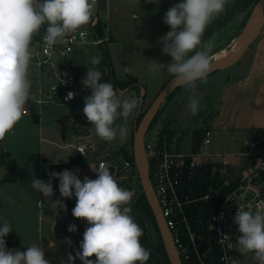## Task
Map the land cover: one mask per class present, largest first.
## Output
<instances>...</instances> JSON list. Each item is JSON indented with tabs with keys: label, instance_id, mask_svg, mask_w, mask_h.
<instances>
[{
	"label": "clouds",
	"instance_id": "clouds-1",
	"mask_svg": "<svg viewBox=\"0 0 264 264\" xmlns=\"http://www.w3.org/2000/svg\"><path fill=\"white\" fill-rule=\"evenodd\" d=\"M148 2L159 4L160 0ZM229 2L181 0L163 17L170 31L158 43L171 62L151 60L148 69L154 75L165 72L177 85L190 90L187 107L191 115H196L200 106L197 82H206L213 70L215 45L212 40L203 39L204 33L226 11ZM97 3L98 0H0V141L22 119L26 104L33 98L30 67L34 60V37L45 27L43 41L51 48L84 26H95ZM91 63L98 65L100 57H92ZM82 84L91 90L84 98L82 111L96 135L107 143L117 138L126 140L129 129L117 121H127L139 114L141 96L129 97L127 90L102 81V73L96 68H88ZM74 96L70 91L65 99L72 100ZM77 151L84 154L83 147ZM94 172L96 179L85 176L82 181L78 174L65 169L50 172L47 182L36 177L31 182L33 190L51 199L52 180L58 179L60 196L76 199L72 215L88 224L80 250L75 257L69 253L67 264H75L76 258L82 264H147L151 252L141 244L143 229L131 215L134 193L121 187L104 163ZM53 203L67 211L61 200ZM234 223L240 233L235 242L238 251L242 255L252 253L257 264H264V200L254 211L239 206ZM12 231L7 220L0 225V264H50L44 249L37 245L28 246L25 251L7 249L5 237ZM68 231L76 232V225L70 224ZM48 247H55V243Z\"/></svg>",
	"mask_w": 264,
	"mask_h": 264
},
{
	"label": "crops",
	"instance_id": "crops-1",
	"mask_svg": "<svg viewBox=\"0 0 264 264\" xmlns=\"http://www.w3.org/2000/svg\"><path fill=\"white\" fill-rule=\"evenodd\" d=\"M179 2L181 0H160L159 4L149 3L148 0L98 1L96 12L102 21L107 38H111L108 47L115 70L116 58L112 54L115 47L124 50L126 54L148 55L150 53L157 56L163 55L161 51L162 44L158 43V40L170 31V27L164 23L163 17L171 6ZM128 15H131L130 19ZM134 17H139V19H134ZM128 21L130 24H128ZM247 51L249 53L244 55L238 62L235 72H231L229 69L226 70L222 79L224 85L220 92L219 103L216 109L206 118V120H210V130L212 132L211 151L221 154L220 159L232 162L236 168L246 164L248 158L241 157L234 144V139L243 132L264 129V26ZM80 60H87V58L83 56L77 61ZM123 67L126 74L131 73L138 79L145 101L150 100L152 92L145 84L146 77H144L148 70L147 62H139L133 59L132 62H125ZM169 78L170 75L168 74L157 78L154 86L161 90ZM50 89L48 87L44 90L41 89V91L46 93ZM227 138L233 140L228 150L226 149L228 144L224 143L227 142ZM43 140L45 139L40 138L41 142ZM1 144L3 150L8 151L17 160L16 181L0 186V225L7 220L13 229L5 237L7 249L25 251L26 247L37 245L44 250L50 249L55 254V258H58L57 248L61 246L64 252L67 253L68 251L69 255V249L77 231L69 232L68 226L78 224V229L81 221V219L76 218V223H72L75 219L72 215V209L75 206H66L67 211L54 206L53 201L55 200L63 202L71 198L61 197L60 193L52 196L51 199L44 198L42 194L31 188L35 173L29 171L37 167L40 176L38 178L37 175V179L46 180L47 178L42 174L45 168L55 172H62L63 170H53L51 167L55 163H50L41 157L36 162H24V165L21 160L12 155L6 143L1 141ZM42 152L40 147V156ZM72 159L74 157L69 158L68 167L66 168L69 171L75 169L76 166L72 163ZM41 163L45 164L41 165ZM79 170L78 168L74 174H78ZM56 183L58 181L53 180V187ZM17 220H20V222ZM43 242L47 245L54 242L55 247L45 248ZM55 258L50 260V264L57 263Z\"/></svg>",
	"mask_w": 264,
	"mask_h": 264
},
{
	"label": "built area",
	"instance_id": "built-area-1",
	"mask_svg": "<svg viewBox=\"0 0 264 264\" xmlns=\"http://www.w3.org/2000/svg\"><path fill=\"white\" fill-rule=\"evenodd\" d=\"M93 27L91 24L86 25L51 48L44 43L43 37L37 42L39 47L36 56L39 67L41 69L50 67L57 77L56 85L49 92L40 91L36 96V92L31 90L33 98L29 101H32L37 108L41 109L52 103L55 93L58 94V101L62 103H73L91 94V90L82 84L88 69L59 70V64L65 60L67 54L72 52L75 44L85 45L87 37H92L93 42L98 46L102 40L94 37ZM70 91L74 92L75 96L72 100H66ZM211 143V130L203 131L199 142L189 153L181 151L175 138L167 140L166 136H159L158 129L147 132L144 138L143 148L147 157L148 169L150 160L154 162L153 175L150 176L151 182L167 226L171 231L175 248L182 264H257L252 253L242 255L238 251L235 242L240 233L238 225L234 223V216L239 206L242 210L254 211L257 210V205L264 200V143L260 150H251L247 153V163L238 170L232 162L220 159L221 154L212 152ZM80 147L84 148V154L77 151ZM73 148L77 154L86 155V146L79 145ZM188 157L191 158V167L211 164L212 173L218 172L225 186L235 185L221 199L216 210L209 213L206 218L192 215V204L199 198H190L183 190L184 184L180 171ZM101 163L109 168L113 167V171H109L115 179L118 178L117 181L122 182L129 178L123 171L118 172L116 164L105 160H98L93 170L95 171ZM44 164L41 163V165ZM74 168L78 169L76 166ZM124 168L138 172L135 164L129 161H124ZM94 171L93 179H96L97 174ZM50 172L53 171L45 168L42 174L49 179ZM119 173L121 175H118ZM53 180L58 181L55 188L59 192V180ZM130 191L135 194L134 190ZM208 198L209 194H206L201 199L208 200Z\"/></svg>",
	"mask_w": 264,
	"mask_h": 264
},
{
	"label": "rangeland",
	"instance_id": "rangeland-1",
	"mask_svg": "<svg viewBox=\"0 0 264 264\" xmlns=\"http://www.w3.org/2000/svg\"><path fill=\"white\" fill-rule=\"evenodd\" d=\"M254 10L255 7H253L250 11V16L243 26V16H241L238 19H235L230 22L226 27H224L218 33H215L213 36L206 40H212L214 42L215 46L213 49V57L220 50L226 48L236 37H238L241 33L245 31V29L251 24V17ZM128 17L130 19L131 15H128ZM128 24H130L129 21ZM88 27L89 26H87V28ZM37 42L38 41L35 40L32 42L34 46V60L33 64L30 67V79L33 84L31 90L36 92V96L39 95L38 93L41 91V89L44 90L48 87L49 89H52L57 82L56 76L52 72L51 68H44L42 70L39 67L38 58L36 56V51L39 47ZM248 53L249 51H247L245 55H247ZM112 54L116 58V70L114 68V71L115 76L118 80H125L129 74L132 75L131 73L126 74V70L123 66L125 62H132L133 59H136L139 62L146 61L147 65L151 63V60H155L159 63L164 64L171 62V57L168 55L157 56L150 53L148 55L126 54L124 50L116 49V47L114 48ZM83 56H85L87 60L77 61ZM94 56H99L98 46L93 42L92 37H87L85 45L82 46L80 44H75L73 46L72 52L67 54L65 60L60 62V64H63L64 66H71L72 68L76 67V69H88L95 66L91 63V58ZM237 67L238 63L229 68V70L231 72H235L237 70ZM225 72L226 70L214 72L212 74H209L206 82H197L196 91L200 97V106L199 111L196 115H191L187 107L189 103V98L191 96L190 90L186 89L185 87H182L178 91H176L175 94H170L168 96V99L160 108L162 109L161 117L153 129L157 130L161 128L164 120H170L172 122V126L177 130V136L175 137V139L177 141L178 147L181 149L182 152L189 153L197 145L201 138L200 135L195 133L196 129L202 125L203 120L206 119L207 116L216 109L219 103L220 92L224 85L222 79L225 76ZM164 75H167V73L161 72L159 74L154 75L149 72V69L144 74V77H146L145 84L148 85L150 92H152L150 94L152 96L151 99L149 98L150 100L145 101L144 99V104L146 107H148L149 104L152 103V101L158 94V91H160V88L154 86L156 85L157 78ZM171 79L173 78L170 76L169 80ZM127 94L129 97H131L133 95H136V92L130 90L127 91ZM85 97L86 96H83L77 99L74 103H62L58 101V94H53L54 101L40 109L38 123L33 122L34 118L30 114L29 106L35 105L32 101H29V103L25 106L26 110L22 119L16 124L14 129L6 135L3 142L6 143V145L8 146V150L12 153V155L15 156L17 159L21 160L23 164L24 162L29 161L36 162L41 157L50 163H55L52 164L51 167L53 170H65L68 167L69 158L74 157V159H72V163L80 169L78 172L79 178L82 181L85 176L89 177L90 179H93L92 169H94V164L98 160L112 162L108 159L109 154H112L110 152H116L119 148H122L124 146L130 149V130H132V126L130 123L132 122L133 118H129V120L127 121L122 120L118 123L124 124L128 127L129 133L127 139L121 141L119 138H117L115 141L108 142L107 147L103 150L100 159L96 160L94 158L97 153V145L99 144V141L101 139L96 135L95 129L91 124H77V131L67 134L68 140L66 143L62 141V136L60 134L59 120L61 118L69 117L71 119V123H73V118L80 120V122L82 120L88 121L82 111L84 107ZM40 138H43L45 140L41 142ZM232 141L227 138V142H224L228 144V147L226 148L227 150L231 146ZM234 141V144L237 147V150L241 157L248 158V152H250L251 150H260L263 145L262 142H264V136L260 137V134L254 131L246 133L243 132L237 138H235ZM67 143L72 144L73 146H86V155L77 154L73 146H68ZM40 147L43 151L41 156L39 154ZM79 159H81V161H78ZM124 161L121 165L116 164V166L118 167V172L123 171L124 174L126 173L129 176L127 180H131L130 182L134 184V187L137 190L139 188L138 172L136 173V171L133 169L126 170L124 168ZM238 169L239 168H237V170ZM29 171L35 173L36 178L37 175L38 178H40L39 169L37 170V167ZM5 172L6 169L0 167V176ZM148 173H150L149 169ZM44 181L47 182L48 180L46 179ZM53 189L54 195H59V192L56 191V188L53 187ZM68 201H70L72 204H76V199L74 196L71 199H68ZM17 221L20 222V220ZM72 223H76V218L73 220ZM43 243L45 244L44 247L48 248L47 243ZM57 250L59 253L58 258H55V254H53L50 249H45L44 251L49 261L54 258L57 260V263L54 264H67L68 251L67 253L64 252L61 246L57 248Z\"/></svg>",
	"mask_w": 264,
	"mask_h": 264
},
{
	"label": "trees",
	"instance_id": "trees-1",
	"mask_svg": "<svg viewBox=\"0 0 264 264\" xmlns=\"http://www.w3.org/2000/svg\"><path fill=\"white\" fill-rule=\"evenodd\" d=\"M259 0H230L226 11L221 14L217 19H215L211 25L207 28L204 33L203 39L206 41L211 35L222 30L226 27L230 22L239 17L243 16L242 26L246 23L247 19L250 16V11L257 4ZM97 17V23L93 27V35L96 39H101L102 41L98 44V50L100 52V63L95 65L94 68L101 71L102 73V81L111 82L117 89L122 90H133L136 92V95L141 96L142 103L139 108V114L136 115L132 122L130 123L132 126V130H130V149L127 147L119 148L116 152H110L108 159L115 164L121 165L124 160L131 162L134 164V158L132 153L133 146V138L134 132L138 127L142 117L145 112L151 105L148 107L144 104L145 96L142 94L141 85L138 82V79L133 75H128L125 80H118L115 76L114 66L112 57L109 51L108 44L111 42V38H107L102 21L98 15L95 13V18ZM45 34V27H42L39 34L34 37L35 41H39ZM76 69L71 66H64L63 64L59 65V70L66 71H74ZM181 87L175 89L171 95L175 94ZM168 99V98H167ZM166 99V100H167ZM29 111L32 117L34 118L35 123H38L40 116V109L35 106H29ZM162 109H160L155 118L153 119L148 132L153 130L157 122L161 117ZM69 117H64L59 120V125L61 128V136L63 141L67 142L68 133H73L77 131V124H89L88 121L77 119H72L73 123L70 122ZM121 120H118L119 123ZM210 120H203V124L201 127L196 129L195 133L202 136L204 130H210ZM260 134V137L264 136V129L251 130ZM250 131V132H251ZM202 132V133H201ZM159 136H166L167 140H172L177 136V130L172 126V122L170 120H164L162 123V127L158 129ZM200 138V137H199ZM198 139V137H197ZM264 143V142H262ZM101 155H97L94 159H100ZM78 161H81L79 159ZM191 158L188 157L185 159L184 165L180 171V177L184 184V193L188 195V197L196 199L197 201L192 204V215L198 216L201 218H206L209 213H212L216 210L218 203L223 199L235 186L234 184L225 186L224 180L220 178L219 173H212V165L211 164H203L195 167L190 166ZM0 167L6 169V172L0 176V186L5 183L15 182L17 179V160L11 156L8 151H4L2 149V144L0 141ZM154 171V162L150 160L149 162V172L152 177ZM118 175H121L119 173ZM138 183L139 188L136 190L134 184L130 181H122L119 182V185L127 190H134L135 194L133 196L131 202V215L134 217L135 221L138 225L143 229V236L140 238L141 244L150 250L151 255L150 259L147 261V264H171L169 260L168 252L165 248V245L162 240L161 232L158 226V223L155 219V215L152 211V208L146 198V195L142 189L141 183ZM209 194L208 200H202L201 198ZM63 203L66 206H75L68 199L64 200ZM88 226L87 222L82 220L79 223L75 239L70 246L69 253H71L74 257L77 251L80 250L79 245L83 239V233L85 228ZM91 259H95V257H91ZM75 264H82L79 258L75 259Z\"/></svg>",
	"mask_w": 264,
	"mask_h": 264
},
{
	"label": "water",
	"instance_id": "water-1",
	"mask_svg": "<svg viewBox=\"0 0 264 264\" xmlns=\"http://www.w3.org/2000/svg\"><path fill=\"white\" fill-rule=\"evenodd\" d=\"M260 16V22L253 32V34L249 37V39L245 42V44L238 50V52L235 54V56L229 60L228 62L224 64H213V70L210 74L217 72V71H224L238 63L242 57L247 52L248 48L252 45V43L257 39L259 34L261 33L263 26H264V0H259L257 4L255 5V10L252 13L251 19L255 15ZM250 19V21H251ZM249 21V22H250ZM249 24V23H248ZM181 86L177 85L173 79L167 81L161 90L158 92L154 100L152 101L151 105L145 112L144 116L142 117L138 127L136 128L134 132V138H133V146H132V153L134 158V164L138 171V177L140 179V183L142 186V189L146 195V198L152 208V211L155 215V219L158 223L162 240L165 245V248L169 255V260L171 264H182L180 256L175 248L174 242L172 240L171 231L169 227L167 226L165 217L163 215L162 208L160 206V203L158 201V198L155 194L150 175L148 173V168L145 170L142 164V157H141V150L143 148V142L144 138L149 130V127L155 118L157 112L160 110L161 106L164 104L168 96L177 88ZM89 124H91L88 121ZM106 141H99V144L97 145V155H101L103 150L107 147ZM110 171H113V167L111 166L109 168ZM73 173L76 172L75 169L71 170ZM13 250V249H12Z\"/></svg>",
	"mask_w": 264,
	"mask_h": 264
},
{
	"label": "bare ground",
	"instance_id": "bare-ground-1",
	"mask_svg": "<svg viewBox=\"0 0 264 264\" xmlns=\"http://www.w3.org/2000/svg\"><path fill=\"white\" fill-rule=\"evenodd\" d=\"M259 22H260V16L257 14L253 17L251 24L245 29L243 33H241L226 48H223L214 56L213 64H218V65L224 64L229 60H231L238 52V50L245 44V42L253 34ZM141 157H142L143 167L146 170L148 168V162L144 148H142L141 150Z\"/></svg>",
	"mask_w": 264,
	"mask_h": 264
}]
</instances>
